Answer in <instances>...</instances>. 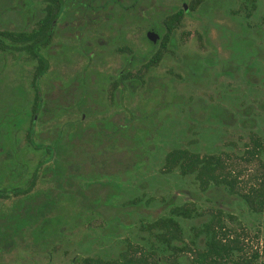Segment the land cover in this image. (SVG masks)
<instances>
[{
  "label": "rangeland",
  "instance_id": "obj_1",
  "mask_svg": "<svg viewBox=\"0 0 264 264\" xmlns=\"http://www.w3.org/2000/svg\"><path fill=\"white\" fill-rule=\"evenodd\" d=\"M72 1L67 0L59 27L68 20L73 21L74 25L80 22L84 24V20L88 26H94L80 28L74 33L57 30L60 34H54L49 43L51 46L45 47L44 54L50 59V65L40 78V86L50 108L58 102L50 91L52 84L56 83L55 74L66 80L72 78L74 73L78 74L82 65L89 64L91 69L97 70L95 75L99 80L103 75H114L127 54L122 49H116L121 43L113 44L108 40L110 44H103V51L97 55H89L96 48L95 45H87L86 50H82L78 36L92 42V37H97L99 33L103 37L116 36L117 25L106 19L110 5L98 10L95 18L85 19L80 17ZM146 1V10L161 12L174 11L183 2L186 6L190 3V0ZM44 4V0H0V29H30L43 14ZM187 10L173 33L168 52L159 64L147 72L139 84L125 83L122 104L111 103L103 93L94 99L99 104L102 102L100 98L103 100L102 111L98 108L91 111L81 108L76 92L80 90V85L71 82L72 86L77 85L76 89L71 87L75 91L73 97L59 96L60 107L40 112L34 124L35 141L49 142L58 138L63 143L67 132L73 130L74 122L77 131L80 129L77 128L78 122L89 124L105 119L110 111L108 107L112 111L122 112V117L114 116L119 123L127 124L122 137L108 136L105 139L108 142L102 144L105 141L95 139L92 134L80 136L71 146L70 153L77 156L79 161L87 160L86 167L80 168L82 172L119 185V193L111 199L116 208L126 203L137 207L127 208L122 217H109L102 208L98 209L103 215L94 207L87 211L77 196L70 192L68 185L60 188L63 179L52 173L40 174L29 195L36 194L38 190L48 193L50 188H57L60 194L51 203L50 209H44L33 217L32 212L28 213L29 219L22 226L11 224V238L3 242L0 237V264H87L81 261L82 257H108L120 251L119 241L128 239L134 243L142 238L141 234H146L140 225L141 220L167 213L172 204L188 200L196 202L199 208L214 200L223 209L236 213L240 211L237 222L243 221L250 226L245 238L248 250L250 246L261 248V243L253 235L258 225L257 219L246 207L238 204V198L215 195L211 189L202 192L193 175H180L175 170L164 172L161 166L164 153L174 145L201 153L229 150L239 155L252 130L262 137L264 144V0H204L193 9L187 7ZM70 16H73L72 19H69ZM144 26L145 23L134 27L135 30H131L130 25L124 26L123 41H120L122 45L137 47L142 53L147 48ZM15 53L0 49V123H10L12 129V121L19 120L21 124L17 138L12 139L17 140V143L13 142L12 153L23 148V155H33L35 158L44 152L23 144L33 98L30 82L35 60L30 57L20 60ZM201 60L203 70L196 72V64ZM107 84L108 81L102 83L103 86ZM46 90L50 92L49 95ZM53 94L56 96V93ZM67 101L72 104L67 105ZM210 104L221 111L205 113V108ZM83 111H86L84 118L81 116ZM129 148L141 149L143 158L128 161L131 154ZM69 150L65 148L63 153ZM117 152L124 158L120 157L122 161L114 166L111 156ZM260 155L264 159V148ZM235 160L240 162L238 158ZM34 164L35 161H30L28 170ZM78 164V161L73 162L69 170H74ZM254 166H245L240 178L245 179ZM26 174L29 175L28 172ZM11 179H5L6 186L9 180L10 184L24 186L20 177L15 179V175L11 174ZM20 203L17 196L0 197V217L3 218V212L12 214L13 222L15 215H26L27 211L19 209ZM43 217H54L55 224L51 233L37 240L34 232L40 231ZM184 226L188 227V223L184 222ZM257 264H264V253Z\"/></svg>",
  "mask_w": 264,
  "mask_h": 264
},
{
  "label": "flooded vegetation",
  "instance_id": "obj_2",
  "mask_svg": "<svg viewBox=\"0 0 264 264\" xmlns=\"http://www.w3.org/2000/svg\"><path fill=\"white\" fill-rule=\"evenodd\" d=\"M44 2L45 4L43 6V14L36 20L35 26L31 27L30 29H23L26 32L24 38L21 39L20 42H18L17 44L11 45L13 51L17 52L15 53V56L18 55V58L20 60H27L28 57L35 60V68L30 82V86L33 89V98L31 107L29 108L30 111L28 113L30 114L29 120L30 118H32L33 122L27 127L25 134L26 139L23 144L25 146L26 144H28L29 146H32L44 153L35 156V158H33V155L27 156L23 155L22 153H12L13 142L17 143V140L15 141L11 139L10 123L1 120L0 197L7 198L12 195L17 196L21 200V207H18L19 209H22L21 211H24L27 210V202L30 199H32V201L38 206L41 205V208H44L42 203L44 194L48 197L47 202L50 203V205H47L46 207L51 208V202H54L55 198L58 197L57 195L60 194V190H58L57 188H50V191L48 193H46V191L44 190H38L34 195H29V193L32 191L34 185L36 184L37 177H39L40 174L52 173L57 175V177H59L61 180L63 179L60 184V188L64 189V184H66V187L68 185V188H70V192L72 191L73 195L77 196L85 210L89 211L92 209V207L97 210L98 207L95 203V201L97 200H99L100 203L103 205L110 204L117 206L111 201V199L114 195L118 194L119 192L112 194L110 198L106 197V195H98L92 202L93 181H100L106 183L111 182H108V180L96 179L92 177V174H90L89 172H82L80 168L86 167L85 163L87 162V160L79 161L78 157L71 154L70 152H72L71 146L75 145L77 138L80 136H89L92 134V137H95V139L99 138L101 142L105 141L108 136L113 137L115 135V137L117 138L122 137L121 134H119L118 132L127 129V124L123 122L119 123L117 119L114 118L115 115L122 117V112L115 110L112 111L108 107L107 109L111 112L109 111V114L106 115L105 119H98L94 123L89 124H82L78 122L77 128L80 129L77 131L76 122H74V127L72 128L73 130L67 132L63 143L60 142L58 138H55L49 142H41L38 140L35 141L33 138V133L36 118L39 116L40 112L45 113L48 110L53 111L58 109L60 107L59 96L63 97L65 95L69 97V99L73 97V93L75 91L72 90L71 87H75L74 89H76L77 85L74 84V86H72L71 82L79 83L80 85V90L76 92L78 94L77 102L78 105L81 106V108H88L90 109V111L92 109L98 108L97 110L102 111L104 108L101 105L103 100L100 98L102 102L99 104L94 99L97 96L100 97V94L103 93L106 94L105 97L108 98L111 103L113 102L115 104H122L125 92V83L139 84V82H142L143 76L150 70H153L155 66L159 64V62L163 59L164 55L168 52L167 50L169 49L170 45L172 44L173 33L176 31V29L182 22L184 15L188 11L187 7L188 9L193 8H191L190 3L186 6L183 2L182 5L174 11L168 10L166 12H161L158 10H146L145 3H147V1L145 2V0H127V2H124L123 0H73L72 3L75 2L74 6L75 8H77V11L80 12V17H83L85 19H89V17L95 18L96 13L99 12L98 10L106 7L107 5H110V8L108 9V11H106V19L109 20L111 23L114 22L117 25L115 26V30L117 31L116 36L106 35L105 37L108 38H105L99 33L97 37H92L93 42L90 39L81 38V35L79 34L80 36H78V38L80 39L79 41L82 50H86L85 47L87 45H95L96 48L92 49L93 51H91V54L89 55H97V53H101L103 51L101 50L103 49V44H110L107 42L108 40L113 44L121 43L120 45L116 46V49H122V52H126L127 54L122 60V65L119 66L120 68L115 72L114 75H103L99 80H97L98 78H96L95 75L97 70H93V68L91 69L89 64L82 65L78 74L76 72L74 73L72 78H68L66 80H62L59 75L55 74L56 85L53 83L50 87V91L52 92L53 97H56V99H58V102L57 105L54 104V107L50 108L48 106V101L44 96V91L40 86V78L47 71L50 65V59L44 54L45 47L48 45L51 46V44L49 43L52 41L54 34H60L56 32L57 30L59 32L63 30V33H74V31H80V28L85 29L88 27L89 29L90 27L92 28L94 25L88 26L87 22L84 20L83 22L85 25L81 24V22L79 24L74 25L73 21L68 20L66 21V23H63L61 27H59V19L60 17H63L62 13L67 0H52L51 13L47 10V1L44 0ZM49 14L51 19L49 22L48 30L50 33L49 37L46 38L47 40L44 41V36L41 29L39 28V24L43 22L44 18L47 17ZM72 17L73 16H70L69 19H72ZM143 23H145L144 38L147 44V48H145V50L140 53L137 47L132 46L131 48L128 46L129 44L122 45V42L120 41H123L124 26L126 27L130 25V27L133 28L131 30H135L134 27L138 28ZM82 26H84V28H82ZM4 30L14 29H0V32ZM1 38L2 37L0 35V39ZM4 40H6V38H4ZM7 41L9 43V40ZM125 47H127V49ZM15 48H19V50ZM9 51L12 50L9 49ZM56 53L59 54V51H57ZM43 65L46 66V69L41 72L40 68ZM202 70L203 60L197 62L195 71L200 72ZM155 77L159 79L157 75H155ZM105 81H108V84L106 86H103L102 83ZM46 91V94L49 95L50 92L48 90ZM53 93H56V96ZM84 99H87V101H84ZM71 104L72 102L67 101V105ZM94 104H96L95 107L93 106ZM85 114L86 111H83L81 115L82 118H84ZM129 127L133 126L129 125ZM29 132H31L30 135L28 134ZM88 132L90 133L88 134ZM29 136L30 138H27ZM107 142L108 141L106 140L105 142H102V144ZM65 148H70L68 153H63ZM141 158H143V156ZM30 161H35V164L33 168H31V170H28V163ZM77 161L79 163V166L75 167L74 170L70 171L69 168L72 166L71 164ZM26 172H28L29 175L26 174ZM11 174L15 175V179L20 177L23 181L22 183L24 184V186H21V184H10L12 181ZM5 176L6 178H10L11 180H9V185L7 186ZM2 178H5L4 181H1ZM29 185L30 187L27 189ZM109 200L110 203H107V201ZM32 204L33 203H31V205ZM103 205L100 208H102ZM2 214L3 218L0 217V228H4L0 229V237L3 242H5L8 238H11V224L14 223L16 225L17 222H12V214L7 215L4 212Z\"/></svg>",
  "mask_w": 264,
  "mask_h": 264
},
{
  "label": "trees",
  "instance_id": "obj_3",
  "mask_svg": "<svg viewBox=\"0 0 264 264\" xmlns=\"http://www.w3.org/2000/svg\"><path fill=\"white\" fill-rule=\"evenodd\" d=\"M46 1L47 10L51 13L52 0ZM202 1L204 0H190L191 8ZM50 19L49 14L39 24L44 41L49 37ZM25 34L24 30L1 31L0 49L3 51L13 50L11 45L20 42ZM15 49L19 50V48ZM45 69L46 66L43 65L40 71ZM205 110H207L205 112L207 114H216L221 111L211 104ZM12 122L14 126L11 129V139H16L21 122L19 120ZM32 122L33 120L30 118L29 125ZM122 132L125 133L124 130L118 133L123 135ZM30 133L28 134L30 135ZM263 148L262 137L252 130L245 142L244 150L239 155L229 150L201 153L189 147L174 145L164 153L161 166V170L164 172L175 170L180 175H193L202 192L211 189L215 195L238 198V204L241 207H246L250 214L257 219L258 225L255 227L253 235L261 243V248L250 246L248 250L245 238L248 236L250 226L248 223L244 224L243 221L237 222V213L240 211L236 213L223 209L214 200H211L209 205L199 208L196 202L188 200L172 204L167 213L156 215L152 219L141 220L140 225L146 234H141L142 238L134 243L128 239L119 241L118 249L120 251L117 253L108 257L85 256L81 261L87 264H257V260L264 253V159L260 155ZM23 151V148H19L16 153ZM130 151L128 161H135L143 156L141 149L133 150L131 148ZM120 157L124 158L118 152L112 155L111 160L115 163L114 166L120 164L119 162L122 161ZM236 158L243 164L235 160ZM248 164H254V169L245 179H241L240 176ZM114 166L113 168H115ZM29 187L30 185L27 189ZM119 189V185L115 183L93 181L92 202L98 195H106L110 198L112 194L119 192ZM47 200L48 197L43 194L44 208H41V205L38 206L30 199L27 202V210H25L27 214L15 215L13 221H16V225L19 227L26 220L28 221V213L32 212L33 217L44 209H50L46 207L50 205ZM108 202L110 203V200ZM31 203L33 204L31 205ZM95 203L98 208L103 205L99 200ZM98 208L97 211L100 212ZM127 208L135 209L136 207L129 206L128 203L117 208L114 205L104 204L102 210H106L109 217L114 215L122 217ZM42 219L44 223L40 227V231L34 232V238L37 240L51 233L55 224L54 217H43ZM184 222L188 223V227L184 226Z\"/></svg>",
  "mask_w": 264,
  "mask_h": 264
}]
</instances>
